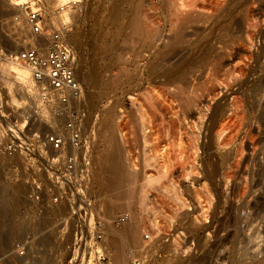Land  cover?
<instances>
[{"label":"rangeland","instance_id":"rangeland-1","mask_svg":"<svg viewBox=\"0 0 264 264\" xmlns=\"http://www.w3.org/2000/svg\"><path fill=\"white\" fill-rule=\"evenodd\" d=\"M61 1L44 0L48 18ZM136 1L79 0L70 12L84 131L95 135L90 164L75 184L44 162L36 199L23 160L0 153V208L8 206L0 210V264H115L111 227L131 216L138 241L122 243L121 264H264V0H225L209 27L188 25L182 44L173 38L170 0ZM15 2L0 0V17ZM133 14L146 22L140 30L129 25ZM5 34L0 25V49L16 50ZM160 55L170 60L159 73ZM8 69L0 70V115L19 142L48 127L41 118L21 125L31 103ZM113 143L125 167L114 174L125 179L120 195L106 188L103 157L96 160L104 148L105 166Z\"/></svg>","mask_w":264,"mask_h":264},{"label":"built area","instance_id":"built-area-1","mask_svg":"<svg viewBox=\"0 0 264 264\" xmlns=\"http://www.w3.org/2000/svg\"><path fill=\"white\" fill-rule=\"evenodd\" d=\"M16 6L18 11L0 17V25L9 31L5 42L17 44L18 48L0 49V57L23 74L25 93L31 103L30 107L24 106L31 114L21 125L25 127L41 118L48 130H38L32 136L19 135L20 143L10 127L4 125L7 115L2 114L0 153L23 160L30 174L27 181L34 187L32 198L37 199L40 191L37 179L44 171V162L57 177L75 184L83 182V165L90 164L95 135L84 131V88L77 74L76 51L67 41L72 22L49 23L44 16V0H22ZM79 7V0H63L56 4L54 12ZM11 73L15 81L21 79L16 71Z\"/></svg>","mask_w":264,"mask_h":264},{"label":"bare ground","instance_id":"bare-ground-1","mask_svg":"<svg viewBox=\"0 0 264 264\" xmlns=\"http://www.w3.org/2000/svg\"><path fill=\"white\" fill-rule=\"evenodd\" d=\"M20 1H22V0H16V2L15 3H13V6H12V8L14 9V11H18V9H19V7L18 6H16V3H19ZM137 1H139V0H137ZM136 1V2H137ZM169 1V0H168ZM202 1H204L205 2V0H170V3L169 4H171V6L169 7L170 8V10H169V15H171V18L173 19V21H172V24H173V27H172V31H173V38H174V40L176 41V43L177 44H182L183 42H185V41H187V39H186V37L188 36L186 33H185V30L189 27L188 25L190 24V23H192V22H194V23H192V24H194V26L196 25V24H198V25H201V26H203V27H205V28H207V27H209L212 23H213V21H214V17L216 16V13H218V12H220V11H222L221 9H222V7H224V4H226V1L225 0H206V2L204 3V2H202ZM224 1H225V3H224ZM262 1V0H261ZM141 2L142 1H140V3H137L138 5L139 4H141ZM247 2V1H246ZM249 2V1H248ZM248 2H247V4H248ZM121 3V2H120ZM118 5V4H117ZM127 5H128V3H127ZM130 5V4H129ZM133 6V9H134V6H135V8H136V4L135 5H132ZM248 6V5H247ZM139 7L141 8V10L142 9H144L142 6H140L139 5ZM230 7V6H229ZM48 8V7H47ZM132 8V7H131ZM131 8H130V10H131ZM140 8H138V9H140ZM232 8V7H231ZM249 8H250V6H249ZM137 9V10H138ZM233 9V8H232ZM113 10V9H112ZM117 10V9H116ZM120 10V9H119ZM124 10V9H123ZM137 10L135 9V12H137ZM246 10H249V9H246ZM71 11H74V10H72V9H67V10H61L60 12H56V13H53V16L51 17V18H48L49 16H47L46 14H45V11H44V16L46 17V19L49 21V23H53V24H55V25H57V24H60V23H65V22H67V21H70V22H72V16H71V14H70V12ZM139 11V10H138ZM134 12V13H135ZM145 12H146V10H145ZM223 12V11H222ZM130 13H132V11L130 12ZM138 14H141V13H138ZM129 15V14H128ZM134 15V14H133ZM127 16V15H126ZM132 16V15H131ZM130 16V17H131ZM138 16H140V15H137V16H135L134 15V19H132L133 21L132 22H130L131 21V19H130V23H129V25L130 24H132L131 26L132 27H134V29H136V30H140V26L142 25V23H143V19H145V18H141V21H142V23H140V21H139V23L135 20V19H137V17ZM147 16V15H146ZM251 16V15H250ZM136 17V18H135ZM132 18V17H131ZM216 18V17H215ZM128 19V18H127ZM113 20V19H112ZM118 20V19H117ZM122 21H123V19H122ZM231 21V20H230ZM145 22V21H144ZM149 22V21H148ZM254 22V21H253ZM146 23V22H145ZM117 24V23H116ZM107 25H108V23H107ZM113 25V24H112ZM125 25H127V24H125ZM144 25V24H143ZM217 25V24H216ZM224 26V25H223ZM120 27V26H119ZM118 27V28H119ZM147 27V26H146ZM157 27H159V26H157ZM190 27H192L191 25H190ZM196 27V29L198 30V26H195ZM107 28V27H106ZM123 28V27H122ZM128 28V27H127ZM126 28V29H127ZM143 29H144V27H142ZM205 28H203V29H205ZM223 28H225V27H223ZM124 29V28H123ZM143 29H141V31L143 32ZM148 29V28H147ZM152 29V28H151ZM156 29H158V28H156ZM191 29V28H190ZM195 29V28H194ZM193 29V30H194ZM2 30V29H1ZM119 30V29H118ZM135 30V31H136ZM145 31H146V28L144 29ZM202 30V29H201ZM104 31V30H103ZM157 31V30H156ZM195 31V30H194ZM200 31V30H199ZM104 32H106V31H104ZM142 32H140V33H142ZM151 32H155V27H154V31H151ZM191 32V31H190ZM202 32V31H201ZM224 32V31H223ZM138 33V32H137ZM155 33H157V32H155ZM160 33V32H159ZM194 33V32H193ZM229 33V32H228ZM139 34V33H138ZM249 34V33H248ZM112 35V34H111ZM135 35V34H134ZM144 35V34H143ZM148 35H149V33H148ZM194 35V34H193ZM136 36V35H135ZM138 36V35H137ZM146 36V35H145ZM144 36V37H145ZM150 36H151V34H150ZM71 37V36H70ZM109 37H111V36H109ZM114 37V36H113ZM142 37V36H141ZM141 37H139V38H141ZM156 37V36H155ZM155 37H153V38H155ZM158 37V36H157ZM156 37V38H157ZM203 37V36H202ZM112 38V37H111ZM148 38H150L149 36H148ZM151 38H152V36H151ZM150 38V40H149V42L150 41H152V39ZM158 38H160V37H158ZM172 38V37H171ZM172 38V39H173ZM193 38V37H192ZM208 38V37H207ZM161 39V38H160ZM171 39V40H172ZM248 39V38H247ZM143 40V39H142ZM155 40V39H154ZM158 40V39H157ZM188 40H189V38H188ZM200 40V39H199ZM105 41V40H104ZM169 41H170V39H169ZM112 42V41H111ZM163 42V41H162ZM171 42H173V41H171ZM210 42H212V41H210ZM169 43V42H168ZM155 44H157V43H154L153 44V46L155 45ZM171 44V43H170ZM169 44V45H170ZM185 44V43H184ZM145 45V44H144ZM151 45V44H150ZM164 46V45H163ZM181 46V45H180ZM188 46V45H187ZM152 47V46H151ZM198 47V46H197ZM109 48V47H108ZM143 48V47H142ZM172 48V47H171ZM189 48V47H188ZM147 49V48H146ZM153 49V48H152ZM155 49V48H154ZM196 50V49H195ZM112 52V51H111ZM175 52V51H174ZM107 53V52H106ZM109 53V52H108ZM150 53V52H149ZM153 53V52H152ZM161 53V52H160ZM168 54V53H167ZM177 55V53H174V55ZM138 55V54H137ZM155 55V54H154ZM174 55H172V56H174ZM159 56V55H158ZM161 56V55H160ZM179 57V56H178ZM159 58H161L162 59V56L161 57H159ZM181 58V57H180ZM161 59H160V61H161ZM164 59V58H163ZM162 59V60H163ZM176 59V58H175ZM169 60H170V58H168V59H164V63L163 62H158L157 64H161V65H159L158 67H159V73L161 72V71H164L165 69H164V67L166 66V63L168 64V62H169ZM1 62H0V70H1V72H2V67H3V65H6L9 69H8V72H9V75H12V73H11V71H16V73L19 75V77L21 78L20 79V81H21V83L23 82L24 83V80L22 79V77H21V75H23L22 74V71L21 70H19V69H16L15 67H13L9 62H7V61H2V60H0ZM137 62V61H136ZM218 62V61H217ZM220 62V61H219ZM154 63V62H153ZM163 63V64H162ZM170 64V63H169ZM221 64V63H220ZM238 65V64H237ZM153 66V65H152ZM202 66V65H201ZM241 66V65H240ZM150 67V66H149ZM158 67H156V68H158ZM238 67V66H237ZM201 68V67H200ZM240 68V67H239ZM79 69V68H78ZM77 69V71L79 72V70ZM127 69V68H126ZM81 70V69H80ZM171 70V69H170ZM179 70V69H178ZM184 70V69H183ZM182 70V71H183ZM77 72V73H78ZM129 72V71H128ZM181 72V71H180ZM185 72V71H184ZM239 72V71H238ZM79 74V73H78ZM126 74H128L127 72H126ZM182 75V74H181ZM104 77V76H103ZM112 79V78H111ZM113 80V79H112ZM112 80H111V82H112ZM17 83V82H16ZM3 84H4V82H3ZM18 84V83H17ZM103 84V83H102ZM262 84V83H261ZM107 85V84H106ZM257 86V85H256ZM4 87H5V94H6V96L9 98V100L12 102V103H18L19 104V102H21V99L20 100H18L17 101V99L15 98V96H14V94H13V92H12V87H11V85H9L8 86V91H7V89H6V84H4ZM19 87V86H18ZM259 87H260V85H259ZM21 89V88H20ZM24 89V88H23ZM257 89V88H256ZM262 89V88H261ZM261 89L259 88V89H257L256 91H255V93L256 92H258V91H261ZM20 93V92H19ZM21 94H23V95H21ZM20 94V98H25V96H26V93H25V90L22 92ZM23 98V99H24ZM188 101V100H187ZM260 101V100H259ZM262 103H263V101H262ZM258 104V103H257ZM235 105V104H234ZM243 105V104H242ZM259 106V105H258ZM217 108V107H216ZM237 108V107H236ZM215 111V110H214ZM244 112V111H243ZM239 114V113H238ZM175 117V116H174ZM240 118V117H239ZM176 122V121H175ZM178 123V122H177ZM144 127V126H143ZM102 128V127H101ZM147 128V127H146ZM106 130H108V128L106 129ZM221 130V129H220ZM145 131V130H144ZM251 131V130H250ZM113 132V131H112ZM101 133V132H100ZM143 133V132H142ZM113 134V133H112ZM145 134V133H144ZM234 134V133H233ZM105 135V134H104ZM110 135V134H109ZM247 135V134H246ZM249 135V134H248ZM32 136V135H31ZM103 136V135H102ZM105 138V137H104ZM107 139V138H106ZM22 141H20V143H21ZM111 142V141H110ZM109 142V143H110ZM102 143V142H101ZM203 143V142H202ZM223 143V142H222ZM107 144H108V142H107ZM114 144V143H113ZM112 144V145H113ZM109 147H110V145H108ZM110 148H112V147H110ZM101 151H100V153L98 154V157H96V160H99V162H100V160H102V157H103V162L100 164L101 165V170L100 171H102L103 173H104V171L106 172V175H107V181L105 182L106 183V188H108L107 186H109V188L110 189H112V191L113 190H118V192H119V195H120V193H122L124 190H121L120 189V187L122 186L121 185V181H123V177H121V178H123L121 181H120V176H121V173H122V170L125 168H123V167H121L122 168V170L120 169V165H121V161L119 160V158H118V156H117V151H118V146L117 145H115L114 144V147L111 149V150H109L107 153V157L105 158V166H104V148L103 149H100ZM106 153V152H105ZM98 158V159H97ZM94 165H96V164H94ZM94 168V167H93ZM97 169V168H96ZM95 169V170H96ZM120 169V170H119ZM120 171L119 173H120V176L118 175V179L117 178H114V174L116 173V171ZM99 171V173H101ZM96 173V172H95ZM97 173H98V170H97ZM102 177V176H101ZM125 177V176H124ZM127 177V176H126ZM125 177V178H126ZM152 178V177H151ZM101 179V178H100ZM148 180L150 179V178H147ZM153 179V178H152ZM129 180V179H128ZM124 181H125V179H124ZM130 181V180H129ZM104 182V181H103ZM152 182V181H151ZM130 184V183H129ZM121 185V186H120ZM103 186V185H102ZM129 186V185H128ZM207 187V186H206ZM119 189H120V191H119ZM101 190V189H100ZM108 190V189H107ZM176 190V189H175ZM226 190V189H225ZM99 191V190H98ZM234 191V190H233ZM103 192V191H102ZM128 192V191H127ZM127 192L126 193H123L124 195H126L127 194ZM177 192V191H176ZM204 192V191H203ZM210 192V191H209ZM219 192V191H218ZM109 193V192H108ZM208 193V192H207ZM240 193V192H239ZM123 194H122V196H121V198L122 197H124L123 196ZM131 194V193H130ZM176 194V193H175ZM108 195V194H107ZM114 194H112V196H113ZM118 195V196H119ZM241 195V194H240ZM109 197H110V194L108 195ZM129 197V199H126V201L128 202L129 200H130V196L131 195H128ZM177 196V195H176ZM120 197V196H119ZM219 197V196H218ZM217 197V198H218ZM116 198V197H115ZM121 198H119V200L121 199ZM209 198V197H208ZM235 198V197H234ZM112 199V198H111ZM117 199V198H116ZM183 199V198H182ZM210 199V198H209ZM212 199V198H211ZM237 199V198H236ZM121 200H123V199H121ZM132 200H133V198H132ZM177 200V199H176ZM218 200V199H217ZM109 201V200H108ZM113 201H115L114 199H113ZM181 201V200H180ZM212 201V200H211ZM10 202H12V201H10ZM120 202V204H118ZM126 202V203H127ZM131 202V201H130ZM257 202V201H256ZM261 202V201H260ZM263 202V201H262ZM59 203V202H58ZM109 203V202H108ZM121 201H118L117 202V205H121ZM125 203V202H124ZM125 203V204H126ZM182 203V202H181ZM183 203H184V201H183ZM182 203V204H183ZM1 204H2V209L0 208V210H1V213H3V214H5V213H7V202H6V204H5V202H1ZM180 204V203H179ZM258 204V203H257ZM256 204V205H257ZM260 204V203H259ZM5 205L7 206V207H5ZM9 205V204H8ZM249 205V204H248ZM254 205H255V203H254ZM10 206V205H9ZM110 206V205H109ZM208 206V205H207ZM242 206V205H241ZM246 206V205H245ZM251 206V205H250ZM111 208H113V207H111ZM111 208H109V210L111 209ZM115 208V207H114ZM204 208V207H203ZM208 208V207H207ZM237 208V207H236ZM251 208V207H250ZM10 209H13L12 207L10 208ZM10 209H8V210H10ZM177 210V209H176ZM106 211H108V208H107V210ZM112 211V210H111ZM114 212V211H113ZM203 212V211H202ZM205 212V211H204ZM233 212V211H232ZM186 213V212H185ZM216 213V212H215ZM106 214H107V212H106ZM108 214H109V212H108ZM111 214V213H110ZM9 215V214H8ZM199 216V215H198ZM197 216V217H198ZM234 216V215H233ZM134 217V216H133ZM132 216L130 217V218H128V220L126 221V222H124L120 227H115V226H113V227H111L112 228V231H113V233H114V236H113V238H114V245H115V249H114V260H115V264H121L122 263V257H123V254L121 253V251H123V244L125 245L126 243V245L128 246V239H132V242H136V241H138V227H137V225H136V223H135V220H134V218H133ZM202 223V222H201ZM249 223V222H248ZM191 225V224H190ZM240 228V227H239ZM7 229V228H6ZM24 230V229H23ZM5 233H3V239L2 240H4L5 242H6V239L9 237H11V236H8L7 237V234L9 233L10 234V232H11V229L9 230H5L4 231ZM13 233V232H12ZM12 233H11V235H12ZM233 234V233H232ZM11 240V239H10ZM8 242H9V239H8ZM123 243V244H122ZM7 244V243H6ZM130 244H131V242H130ZM135 244V243H134ZM133 244V245H134ZM7 245H9V244H7ZM5 247V246H4ZM120 253L122 254L121 256H120ZM27 257V256H26ZM124 259V258H123ZM29 262V261H28Z\"/></svg>","mask_w":264,"mask_h":264}]
</instances>
